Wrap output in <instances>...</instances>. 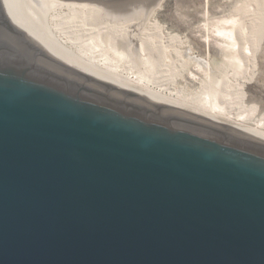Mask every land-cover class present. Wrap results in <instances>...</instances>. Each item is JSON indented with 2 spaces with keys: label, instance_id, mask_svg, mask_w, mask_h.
Segmentation results:
<instances>
[{
  "label": "water",
  "instance_id": "1",
  "mask_svg": "<svg viewBox=\"0 0 264 264\" xmlns=\"http://www.w3.org/2000/svg\"><path fill=\"white\" fill-rule=\"evenodd\" d=\"M0 0V264H264V148L119 96L53 45L75 3Z\"/></svg>",
  "mask_w": 264,
  "mask_h": 264
},
{
  "label": "bare ground",
  "instance_id": "2",
  "mask_svg": "<svg viewBox=\"0 0 264 264\" xmlns=\"http://www.w3.org/2000/svg\"><path fill=\"white\" fill-rule=\"evenodd\" d=\"M162 1L143 17L120 22L81 4L55 5L44 31L54 46L116 94L161 107L192 129L264 148V118L255 120L248 108H240L238 96L259 50L261 0L204 23L207 40L225 54L222 62L197 54L155 22Z\"/></svg>",
  "mask_w": 264,
  "mask_h": 264
},
{
  "label": "rangeland",
  "instance_id": "3",
  "mask_svg": "<svg viewBox=\"0 0 264 264\" xmlns=\"http://www.w3.org/2000/svg\"><path fill=\"white\" fill-rule=\"evenodd\" d=\"M250 1L163 0L155 11L154 20L167 32L170 31L169 33L176 34L182 41H187L197 54L222 62L225 54L219 50L217 44L207 40L208 31L204 29V23L214 16H229L239 10H245ZM260 3L264 6V0ZM257 45L259 50L252 74L244 81V85L238 88L239 107L248 108L255 120L264 118V10L257 29Z\"/></svg>",
  "mask_w": 264,
  "mask_h": 264
}]
</instances>
